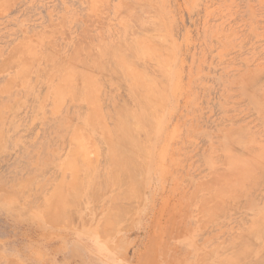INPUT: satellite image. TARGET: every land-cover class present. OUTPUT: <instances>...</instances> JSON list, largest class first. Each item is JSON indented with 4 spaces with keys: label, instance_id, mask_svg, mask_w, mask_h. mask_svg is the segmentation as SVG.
I'll return each mask as SVG.
<instances>
[{
    "label": "rangeland",
    "instance_id": "rangeland-1",
    "mask_svg": "<svg viewBox=\"0 0 264 264\" xmlns=\"http://www.w3.org/2000/svg\"><path fill=\"white\" fill-rule=\"evenodd\" d=\"M263 114L264 0H0V264H264Z\"/></svg>",
    "mask_w": 264,
    "mask_h": 264
},
{
    "label": "bare ground",
    "instance_id": "bare-ground-1",
    "mask_svg": "<svg viewBox=\"0 0 264 264\" xmlns=\"http://www.w3.org/2000/svg\"><path fill=\"white\" fill-rule=\"evenodd\" d=\"M160 26H161V25H160ZM159 28H160V27H159ZM148 39H149V38H148ZM148 39H147V42H148ZM153 39H154V38H153ZM162 40H163V39H162ZM138 41H140V40H138ZM142 41H143V40H142ZM149 41H150V40H149ZM154 41H155V39H154ZM151 42H152V41H151ZM162 42H163V41H162ZM137 43H138V42H137ZM137 43H136V44H137ZM168 43H169V42H168ZM123 44H124V43H123ZM123 44H122V45H123ZM141 44H142V43H141ZM148 44H149V42H148ZM166 44H167V43H166ZM138 45H139V44H138ZM143 45H144V44H143ZM22 46H23V45H22ZM146 46H147V45H145L144 47H146ZM163 46H164V45H163ZM167 46H168V45H167ZM18 47H19V46H18ZM18 47H15V49H17ZM120 47H121V46H120ZM120 47H119V49H120ZM140 47H141V45H140ZM140 47L138 48V49H140V50H141L142 48H144V47H142V48H140ZM158 47H159V45H158ZM158 47H157V48H158ZM164 47H165V46H164ZM24 48H25V47H24ZM24 48H23V49H24ZM133 48H134V47H133ZM154 48H155V47H154ZM26 49H27V48H26ZM29 49H30V48H29ZM31 49H32V47H31ZM57 49H58V48H57ZM144 49H145V48H144ZM148 49H149V48H148ZM165 49H166V47H165ZM168 49H169V48H168ZM168 49H167V50H168ZM33 50H35V49L33 48ZM33 50H32V51H33ZM18 51H19V50H18ZM22 51H23V50H22ZM24 51H25V50H24ZM24 51L21 52V49H20V53H24ZM72 51H73V50H72ZM121 51H122V50H121ZM162 51H163V50H162ZM13 52H14V51H13ZM13 52H11V53H13ZM51 52H52V51H51ZM77 52H78V51H77ZM99 52H100V51H99ZM123 52H124V50H123ZM123 52H122V53H123ZM125 52H126V51H125ZM140 52H141V51H140ZM26 53H27V52H26ZM88 53H89V52H88ZM116 53H117V51H116ZM144 53H145V51L143 52V54H144ZM120 54H121V53H120ZM151 54H152V53H151ZM156 54H157V52H156ZM159 54H160V53H159ZM17 55H19V54H17ZM37 55H38V54H37ZM71 55H72V57H73L74 54H72V52H71ZM122 55H123V54H122ZM127 55H128V54H127ZM161 55H162V54H161ZM161 55H160V56H161ZM21 56H22V55H21ZM21 56H20V57H21ZM25 56H27V55L25 54ZM28 56H29V55H28ZM49 56H50V54H49ZM149 56H150V55H149ZM30 57H31V56H30ZM72 57H71V59H73ZM96 57H97V56H96ZM96 57H95V58H96ZM113 57L116 58V56H113ZM128 57H129V55H128ZM146 57H147V56H146ZM162 57H163V55H162ZM35 58H36V57H35ZM55 58H56V57H55ZM150 58H151V57H150ZM7 59H9V58H7ZM10 59H11V58H10ZM39 59H40V58H39ZM68 59H69V58H68ZM120 59H121V60H124V59H122V57H121ZM147 59H148V58H147ZM152 59H153V58H152ZM11 60H12V59H11ZM121 60H120V61H121ZM126 60H128V58H127ZM153 60H154V59H153ZM168 60H170V59H168ZM30 61L32 62V60H30ZM47 61H48V60H47ZM69 61H70V60H69ZM92 61H93V60H92ZM108 61H109V60H108ZM115 61H116V60H115ZM166 61H167V60H166ZM9 62H10V61H9ZM27 62H28V61H26V63H27ZM72 62H73V61H72ZM123 62L125 63V61H123ZM123 62H122V63H123ZM152 62H154V61H152ZM167 62H168V61H167ZM15 63H17V62H15ZM15 63H14V65H15ZM28 63H30V62H28ZM32 63H33V62H32ZM68 63H69V62H68ZM101 63H102V62H101ZM5 64H6V63H5ZM66 64H67V63H66ZM73 64H74V63H73ZM128 64H129V62H128ZM7 65H9V64H7ZM11 65H12V64H11ZM11 65H10V66H11ZM14 65H12V66H14ZM86 65H87V64H86ZM123 65H124V64H123ZM126 65H127V64H125V66H126ZM4 66H5V65H4ZM29 66H30V65H29ZM61 66H62V65H61ZM73 66H75V65H73ZM128 66L131 67L130 65H128ZM128 66H127V68H128ZM17 67H18V66H17ZM114 67H115V66H114ZM122 67H123V66H122ZM122 67H121V69H122ZM133 67H134V66H133ZM137 67H138V66H137ZM72 68H73L72 70L74 71V67H72ZM19 69H20V68H19ZM19 69H18V70H19ZM68 69H69V68H68ZM112 69H113V68H112ZM135 69H137V68H135ZM141 69H142V68H141ZM160 69H161V68H160ZM55 70H56V69H55ZM57 70H58V69H57ZM65 70H67V69H65ZM69 70H71V69H69ZM69 70H67V71H69ZM83 70H84V69H83ZM123 70H124V69H123ZM126 70H127V69H126ZM162 70H163V69H162ZM4 71H5V70H4ZM19 71H20V70H19ZM21 71H22V70H21ZM25 71H26V70H25ZM91 71H92V70H91ZM124 71H125V70H124ZM127 71H128V70H127ZM127 71H126V72H127ZM132 71H133V70H132ZM139 71H140V70H139ZM71 72H72V71H71ZM103 72H104V70H103ZM115 72H116V71H115ZM129 72H130V70H129ZM24 73H25V72L23 71L22 74H24ZM54 73H55V72H54ZM72 73H73V72H72ZM68 74L70 75L71 73H68ZM68 74H67V75H68ZM125 74H126V73H125ZM132 74H133V72L131 73V75H132ZM17 75H21V73H20V74L17 73ZM67 75L64 74V76H67ZM69 75H68V76H69ZM73 75H74V74H73ZM73 75L71 76L72 78L74 77ZM79 75H80V74H79ZM119 75H120V74H119ZM129 75H130V74H129ZM139 75H140V74H139ZM21 76H23V75H21ZM125 76H126V75H125ZM132 76H133V75H132ZM137 76H138V75H137ZM140 76H141V75H140ZM52 77H53V76H52ZM61 77H62V76H61ZM61 77H60V78H61ZM89 77H90V75H89ZM134 77H136V76H134ZM138 77H139V76H138ZM142 77H143V76H142ZM90 78H91V77H90ZM90 78H88V80H89ZM143 78H145V77H143ZM146 78H148V77H146ZM68 79H69V78H68ZM91 79H93V78H91ZM132 79H133V78H132ZM134 79H135V78H134ZM137 79H140V78H137ZM16 80H17V79H16ZM86 80H87V78H86ZM86 80H85V81H86ZM143 80H145V79H142V82H140L139 85H140L141 83L144 82ZM65 81H66V79H65ZM72 81H73V80H72ZM89 81H90V80H89ZM93 81H95V80H93ZM130 81H131V80H130ZM134 81H135V80H134ZM139 81H140V80H139ZM139 81H138V82H139ZM95 82H96V81H95ZM95 82H94V83H95ZM132 82H133V81H132ZM136 82H137V81H136ZM138 82H137V84H138ZM146 82H147V81H146ZM153 82H154V81H153ZM7 83H8V82H7ZM57 83H58V81H57ZM62 83H64V82H62ZM65 83H66V82H65ZM71 83H72V82H70V84H71ZM89 83H90V82H89ZM133 83H134V82H133ZM8 84H9V83H8ZM86 84H88V83H86ZM90 84H91V83H90ZM148 84H149V83H148ZM150 84H151V83H150ZM97 85H98V84H97ZM130 85H131V84H130ZM132 85H133V84H132ZM139 85H134V86H135V87H136V86H137V87H140ZM142 85H145V82H144V84H142ZM142 85H141V87H142ZM146 85H147V83H146ZM146 85H145V86H146ZM8 86H9V85H8ZM66 86H67V85H66ZM70 86H71V85H70ZM70 86H69V88H70ZM85 86H87V85H85ZM88 86H89V85H88ZM88 86H87V87H88ZM91 86H92V85H91ZM98 86H99V85H98ZM145 86H144V88H145ZM62 87H64V85H63ZM99 87H100V86H99ZM137 87H136L135 89H137ZM141 87H140V88H141ZM148 87H149V85H148ZM78 88H80V87H78ZM144 88H141V89H144ZM149 88L151 89V87H149ZM149 88H148V89H149ZM152 88H153V87H152ZM66 89H67V88H66ZM80 89H81V88H80ZM145 89H147V87H146ZM148 89H147V90H148ZM150 89H149V90H150ZM153 89H154V88H153ZM156 89H157V87H156ZM53 90H54V89H53ZM55 90H56V88H55ZM59 90H60V89H59ZM67 90H68V89H67ZM67 90H66V91H67ZM139 90H140V89H139ZM149 90H148V92H149ZM154 90H155V89H154ZM154 90H153V94L155 93ZM94 91H95V90H94ZM94 91H93V93H94V96H95V92H94ZM97 91H98V90H97ZM142 91H143V90H142ZM144 91H145V90H144ZM156 91H157V90H156ZM159 91H160V90H159ZM159 91H157V92H159ZM73 92H74V91H73ZM146 92H147V91H146ZM146 92H143V93H146ZM148 92H147L146 94H148ZM160 92H161V91H160ZM51 93H52V92H51ZM55 93H56V92H55ZM64 93H66V92H64ZM74 93H75V92H74ZM91 93H92V92H91ZM91 93H90V95H91ZM93 93H92V94H93ZM97 93H98V92H97ZM66 94H67V93H66ZM80 94H81V93H80ZM138 94H139V93H138ZM140 94H141V96H142V92H141ZM146 94H145V95H146ZM150 94H152L151 91H150V93H149L148 95L150 96ZM153 94H152V96H155L156 94L158 95L159 93H156L155 95H153ZM52 95H53V94H52ZM90 95H89V96H90ZM143 95H144V94H143ZM87 96H88V95H87ZM162 96H163V95H162ZM162 96H161V97H162ZM95 97H96V96H95ZM138 97H139V96H138ZM144 97H145V96H144ZM158 97H159V95H158ZM163 97H164V96H163ZM96 98H99V97H96ZM96 98H95V99H96ZM149 98H150V97H149ZM152 98H153V97H152ZM155 98L158 99L157 96H155ZM61 99H62V98H61ZM127 99H128V98H127ZM143 99H144V98H143ZM145 99H146V98H145ZM89 100H90V99H89ZM91 100H92V99H91ZM161 100H162V99H161ZM92 101H93V100H92ZM153 101H154V100H153ZM97 102H98V101H97ZM143 102H145V101H143ZM150 102H151V101H150ZM157 102H158V101H157ZM157 102H155V105H156ZM90 103H91V102H90ZM94 103H95V102H94ZM94 103H93V105H94ZM122 103H123V101H122ZM125 103H126V102H125ZM161 103H162V102H161ZM161 103L159 102V105H160ZM97 104H99V103H97ZM97 104H96V105H97ZM152 105H153V103H152ZM5 106H6V105H5ZM129 106H130V105H129ZM152 107H153V106H152ZM157 107H158V105H157ZM58 108H59V107H58ZM58 108H57V109H58ZM93 108H94V106H93ZM122 108H123V106H122ZM160 108H161V107H160ZM115 109H116V108H115ZM157 109H158V108H157ZM90 110H91V109H90ZM94 110H95V109H94ZM96 110H97V109H96ZM96 110H95V111H96ZM120 110H122V109H120ZM123 110H124V109H123ZM123 110H122V111H123ZM91 111H92V110H91ZM91 111H90V112H91ZM122 111H121V112H122ZM124 111H125V110H124ZM153 111H154V110H153ZM96 112H97V111H96ZM98 112H99V111H98ZM125 113H127V112H124V114H125ZM119 114H120V113H119ZM130 114H131V113H130ZM153 114H154V113H153ZM121 115H122V114H121ZM128 115H129V114H128ZM263 115H264V114H263ZM92 116H93V115H92ZM90 117H91V115H90ZM127 117H128V116H127ZM132 117H133V116H132ZM145 117H146V116H145ZM97 118H98V117H97ZM88 119H89V118H88ZM88 119H87V120H88ZM121 119H122V118H121ZM130 119H131V118H130ZM94 120H95V119H94ZM99 120H101V119H99ZM89 121H91V120H89ZM103 121H104V120H103ZM94 123H95V122H94ZM103 123H104V122H103ZM103 123H102V124H103ZM102 124H101V126H102ZM105 124H106V123H105ZM82 125H83V124H82ZM79 126H80V125H79ZM106 126H107V125H106ZM106 126H105V127H106ZM82 127H83V126H82ZM82 127H80V128H82ZM103 127H104V125H103ZM123 127H124V125H123ZM125 128H126V127H124V129H125ZM127 128H128V126H127ZM78 129H79V128H78ZM105 129H106V128H105ZM105 129H104V130H105ZM107 130H108V128H107ZM121 131H122V130H121ZM125 131H126V129H125ZM138 131H139V130H138ZM75 132H76V131H75ZM77 132H78V131H77ZM108 132H109V131H107V133H108ZM78 133H79V132H78ZM109 133H110V132H109ZM144 135H145V134H144ZM76 136H77V134H76ZM80 136H81V134H80ZM119 136H121V135L119 134ZM82 137H83V136H82ZM108 137H110V136H108ZM108 137H107L106 139H108ZM111 137H112V135H111ZM73 138H74V137H73ZM78 138H79V135H78ZM119 138H120V137H119ZM123 138H124V137H123ZM135 138H136V137H135ZM120 139H121V138H120ZM146 139H147V138H146ZM82 140H83V138H82ZM84 140H85V139H84ZM91 140H92V139H91ZM85 141H86V140H85ZM87 141H88V140H87ZM127 141H128V140H127ZM75 142H76V141H75ZM141 142H142V141H141ZM91 143H92V142H91ZM107 143H108V142H107ZM109 143H110V142H109ZM82 144H83V143H82ZM86 144H87V143H86ZM88 144H89V143H88ZM122 144H123V143H122ZM137 144H138V143H137ZM139 144H140V143H139ZM110 145H111V144H110ZM83 146H84V145H83ZM112 146H113V145H112ZM112 146H111V147H112ZM138 146H139V145H138ZM141 146H142V145H141ZM141 146H140V147H141ZM84 148H85V146H84ZM84 148H83V150H85ZM96 148H97V147H96ZM109 148H110V147H109ZM113 148H114V147H113ZM242 149H243V148H242ZM80 150H81V149H80ZM112 150H113V149H112ZM113 151H115V150H113ZM110 152H111V151H110ZM142 152H143V151H142ZM145 152H146V151H145ZM118 153H119V152H118ZM115 154H116V153H115ZM115 154H114V155H115ZM146 154H147V153H146ZM82 156H83V155H82ZM110 156H111V155H110ZM240 156H241V155H240ZM79 157H80V156H79ZM127 157H128V156H127ZM243 157H244V156H243ZM120 158H121V155H120ZM126 159H127V158H126ZM238 159H239V158H238ZM244 159H245V157H244ZM253 159H254V158H253ZM110 160H111V159H110ZM120 160H121V159H120ZM66 161H67V160H66ZM117 161H119V160H117ZM117 161H116V162H117ZM121 161H122V160H121ZM121 161H120V162H121ZM258 162H259V161H258ZM92 163H93V162H92ZM112 163H113V162H112ZM123 163H124V162H123ZM130 163H131V162H130ZM133 163H134V162H133ZM251 163H252V162H251ZM224 164H225V163H224ZM262 164H264V163H262ZM64 165H65V164H64ZM77 165H78V164H77ZM123 165H124V164H123ZM230 165H231V164H230ZM239 165H240V164H239ZM251 165H252V164H251ZM114 166H115V165H114ZM119 166H122V165H119ZM249 166H250V165H249ZM257 166H258V165H257ZM76 167H77V166H76ZM78 167H79V166H78ZM130 167H132V166H130ZM69 168H71V167H69ZM235 168H236V167H235ZM244 168H245V167H244ZM247 168H248V167H247ZM252 168H253V166H252ZM255 168H257V167H255ZM86 169H88V168H86ZM113 169H115V167H114ZM233 169H234V167H233ZM70 170H71V169H70ZM77 170H78V169H77ZM92 170H93V169H92ZM223 170H225V169H223ZM236 170H237V168H236ZM259 170H260V169H259ZM241 171H242V170H241ZM223 172H224V171H223ZM233 172H234V171H233ZM244 172H246V171H244ZM244 172H243V173H244ZM263 172H264V171H263ZM89 173H90V172H89ZM213 173H214V172H213ZM227 173L229 174V172H227ZM240 173H241V172H240ZM247 173H248V172H247ZM250 173H251V171H250ZM253 173H254V172H253ZM253 173H252V174H253ZM219 174H220V173H219ZM222 174H223V173H222ZM81 175H82V174H81ZM113 175H114V174H113ZM225 175H226V173H225ZM246 175H247V174H246ZM248 175H249V174H248ZM226 176H227V175H226ZM230 176H231V174H230ZM230 176H228V179H229V180L232 179ZM236 176H237V175H236ZM212 177H214V176H212ZM223 177H225V176H223ZM223 177H222V178H223ZM234 177H235V176H234ZM234 177H233V178H234ZM244 177H245V176H244ZM79 178H80V177H79ZM113 178H114V176H113ZM117 178H118V176H117ZM219 178H220V177H219ZM219 178H218V180H219ZM74 179H75V178H74ZM115 179H116V178H115ZM211 179H213V178H211ZM214 179H215V178H214ZM214 179H213V180H214ZM113 180H114V179H113ZM215 180L217 181V179H215ZM236 180H237V179H236ZM242 180H243V179H242ZM72 181H73V180H72ZM80 181H81V180H80ZM116 181H118V179H117ZM222 181H223V180H222ZM226 181H228V180H226ZM232 181H235V178L232 179ZM207 182H208V181H207ZM211 182H212V181H211ZM117 183H118V182H117ZM213 183H215V182H213ZM226 184H227V183H226ZM234 184H236V183H234ZM237 184H238V183H237ZM65 185H66V184H65ZM80 185H81V183H80ZM217 185H218V184H217ZM231 186H232V185H231ZM195 190H197V189H195ZM204 190H205V189H204ZM208 190H209V189H208ZM60 191H61V190H60ZM218 191H219V190H218ZM220 191H221V190H220ZM229 191H230V190H229ZM54 192H55V191H54ZM56 192H57V191H56ZM56 192H55V193H56ZM216 192H217V191H216ZM223 192H224V191H223ZM232 192H233V191H232ZM57 193H58V192H57ZM218 193H219V192H218ZM220 193H221V192H220ZM220 193H219V196H220ZM61 194H62V193H61ZM63 194H64V193H63ZM225 194H226V193H225ZM225 194H224V195H225ZM222 195H223V194H222ZM233 195H234V194H233ZM240 195H241V194H240ZM240 195H239V196H240ZM55 196H56V195H55ZM61 196H62V195H61ZM226 196H227V195H226ZM58 197H59V196H58ZM65 197H66V196H65ZM227 197H228V196H227ZM49 198H50V197H49ZM56 199H57V197H56ZM60 199H61V197L59 198L58 204H59V202L62 203V202L60 201ZM62 199H63V198H62ZM207 199H208V198H207ZM229 199H230V198H229ZM51 200H52V199H51ZM213 201H214V200H213ZM51 202H52V201H51ZM204 202H205V201H204ZM210 202H211V201H210ZM210 202H209V203H210ZM212 203H213V202H212ZM51 204H52V203H51ZM58 204H57V205H58ZM55 205H56V204H55ZM60 205H61V204H60ZM204 205H205V204H204ZM206 205H208V204H206ZM210 205H211V204H210ZM215 205H216L217 208H218V205L215 204V203H214V205H212V206L214 207ZM50 206H52V205H50ZM219 206H220V205H219ZM52 207H53V206H52ZM70 207H71V206H70ZM200 208H202V207H200ZM208 208H209V207H208ZM210 208H211V206H210ZM220 208H221V206H220ZM220 208H219V209H220ZM47 209H49V208H47ZM51 209H52V208H51ZM51 209H50L49 211H51ZM55 209H56V208H55ZM55 209H52V210H55ZM64 209H65V208H64ZM66 209H67V208H66ZM71 209H72V208H71ZM212 209H213V208H212ZM215 209H216V208H215ZM56 210H57V209H56ZM201 210H202V209H201ZM214 211H215V210H214ZM216 212H219V211H216ZM216 212H215V213H216ZM220 212H221V211H220ZM49 213H50V212H49ZM60 213H61V212H60ZM61 214H62V213H61ZM46 215H47V214H46ZM53 215H54V214H53ZM57 215H58V214H57ZM204 215H205V214H204ZM49 216H50V215H49ZM61 216H62V215H61ZM63 216H64V215H63ZM47 217H48V216H47ZM55 218H57V217H55ZM61 218H62V217H61ZM120 218H121V217H120ZM218 218H219V217H218ZM53 219H54V218H53ZM64 219H65V217H64ZM66 219H67V218H66ZM198 219H199V218H198ZM58 220H59V219H58ZM62 220H63V219H62ZM67 220H68V219H67ZM210 220H212V219H210ZM262 221H263V220H262ZM58 222H59V221H57V223H58ZM258 222H259V221H258ZM204 223H205V222H204ZM208 223H209V222H208ZM208 223H207V224H208ZM261 223H262V222H261ZM104 224H105V223H104ZM205 224H206V223H205ZM205 224H204V225H205ZM258 224H259V223H258ZM202 225H203V224H202ZM255 226H257V225H255ZM102 227H103V226H102ZM257 227H258V226H257ZM257 227H256V229H258ZM261 229H262V228H261ZM250 230H252V229H250ZM252 231H253V230H252ZM255 231H256V230H255ZM258 231H259V230H258ZM259 232H260V231H259ZM259 232H258V234H259ZM258 234H257V235H258ZM260 234H261V233H260ZM251 235H252V234H251ZM253 235H254V234H253ZM262 236H263V235H262ZM263 237H264V236H263ZM256 238H257V236H256ZM244 239H245V238H244ZM245 240H246V239H245ZM251 244H252V243H251ZM233 256H234V255H233ZM229 260H230V258H229ZM223 261H224V260H223Z\"/></svg>",
    "mask_w": 264,
    "mask_h": 264
}]
</instances>
